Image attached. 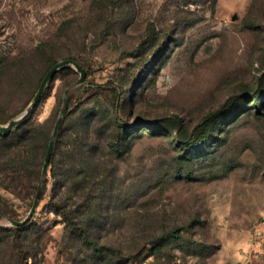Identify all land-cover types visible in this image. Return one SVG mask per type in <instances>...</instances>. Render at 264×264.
<instances>
[{
	"label": "rangeland",
	"instance_id": "1",
	"mask_svg": "<svg viewBox=\"0 0 264 264\" xmlns=\"http://www.w3.org/2000/svg\"><path fill=\"white\" fill-rule=\"evenodd\" d=\"M72 58L85 80L60 68L34 113L42 141L67 98L50 166L57 197L91 237L136 258L95 254L69 235L50 203L49 167L29 264H264V0H0V123L20 117L53 65ZM223 109L184 152L183 135ZM11 140L0 136V157ZM5 175L0 196L24 219L31 188ZM177 226L182 238L152 253Z\"/></svg>",
	"mask_w": 264,
	"mask_h": 264
},
{
	"label": "trees",
	"instance_id": "2",
	"mask_svg": "<svg viewBox=\"0 0 264 264\" xmlns=\"http://www.w3.org/2000/svg\"><path fill=\"white\" fill-rule=\"evenodd\" d=\"M157 35L158 31L152 23H149L148 37L155 38ZM257 98L258 93L256 95V99ZM37 106L38 103L10 132H0V136L2 138L12 139L9 146V158H6V154L3 157H0V172L6 174L5 178H8L10 184L15 188L20 187L24 182H27L26 185L31 188L30 206L33 203L38 191L39 203L46 198L50 182L47 175V178L43 182L41 188H39L43 164L49 141L51 139V131L42 137V141L40 140L38 131L43 130L46 127V123L41 124L34 118ZM225 113L226 111H224V109L216 113H211L201 123L198 133L183 135L185 137L181 140V145L184 148V152L187 153L192 150L195 143H197V138L205 139L219 118H221ZM8 123L0 124L7 125ZM61 136L62 132L60 130L58 137L60 138ZM56 145L57 143L55 141L50 166H52L55 162ZM87 153L89 155L94 154V149H89ZM26 171L28 173H26ZM50 176L55 180V187L52 189L53 194L50 198L52 209L64 217L67 232L71 237L81 239V241L88 245L95 254H102L103 252L108 251V253H113L124 260H134L136 258V255H127L120 248L113 247L112 243L103 244L100 243L97 238L91 237L90 227L80 225L74 210H72V208L64 202L62 198L57 197V173L53 167H50ZM6 179L3 180L6 181ZM9 205H11V203L8 202V199L4 196H0V216H6L15 220H23V218H19L18 213H15ZM36 224L35 217H33L28 223L22 226L0 225V264H13V262L15 264H29L30 260L36 257L37 253L31 249L28 243H26V240L29 239L32 228ZM182 230L183 229L180 226L173 227L171 230H168L156 237L157 242L151 247L152 253H156L160 249L162 241L166 238L171 237L177 240L181 239ZM3 247L5 249H2ZM6 258L9 259V262H7Z\"/></svg>",
	"mask_w": 264,
	"mask_h": 264
},
{
	"label": "water",
	"instance_id": "3",
	"mask_svg": "<svg viewBox=\"0 0 264 264\" xmlns=\"http://www.w3.org/2000/svg\"><path fill=\"white\" fill-rule=\"evenodd\" d=\"M67 66H74L80 72L81 77L79 79V82H83L85 80L86 71L82 67V65L79 62H77L76 60H74V59H65V60L57 62L55 65H53V67L45 75V77L42 80V83L40 84V87H39V89H38V91H37L32 103H31V105L29 106V108L20 117L10 120L7 125H1L0 124V132H2V133L10 132L15 126H17L28 115V113L37 105L38 101L40 100V98L42 96V93H43L46 85L51 81V79L55 75V73L60 68L67 67ZM67 109H68V101H67V98L65 97L62 109L60 111V115H59V117L57 119V122H56V124L54 126V130H53L51 139L49 141L47 153H46L44 164H43V169H42L41 181H40L39 188H41L43 182L47 178L48 170H49V167H50L51 158H52V154H53V149H54L55 137L58 134L59 128L61 126V122L63 120V117H64ZM38 205H39V191L37 192V194H36V196L34 198L33 205L31 207L28 215L26 216V218H24L23 220H15V219H12V218H9V217L0 216V219L4 218L5 220H7L13 226L25 225L26 223H28L33 218V216H34V214H35V212L37 210Z\"/></svg>",
	"mask_w": 264,
	"mask_h": 264
}]
</instances>
